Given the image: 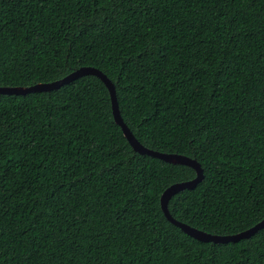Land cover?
Segmentation results:
<instances>
[{
	"label": "trees",
	"instance_id": "16d2710c",
	"mask_svg": "<svg viewBox=\"0 0 264 264\" xmlns=\"http://www.w3.org/2000/svg\"><path fill=\"white\" fill-rule=\"evenodd\" d=\"M82 66L142 145L200 164L173 218L264 219V0H0V86ZM195 176L133 150L96 76L0 94V264H264V227L166 219Z\"/></svg>",
	"mask_w": 264,
	"mask_h": 264
},
{
	"label": "water",
	"instance_id": "95a60500",
	"mask_svg": "<svg viewBox=\"0 0 264 264\" xmlns=\"http://www.w3.org/2000/svg\"><path fill=\"white\" fill-rule=\"evenodd\" d=\"M84 75H93L98 77L108 89L113 119L115 123L121 128L124 137L127 139L128 143L130 144V146L133 148L134 151L140 154H147L149 156L159 158L171 164H182L194 169L196 176L193 179L183 182L173 183L170 186H168L165 190H163V192L160 195V207L164 216L169 222L179 227L184 233L197 240L205 241V242L211 241L216 243H220V242L226 243L229 241L234 242L243 238H249L253 234H255L258 230L264 227V219H262L261 221L254 224L250 228L238 232L236 234L217 235V234H210L204 232L202 230L194 228L186 223H183L173 218L168 210L169 200L173 195H175L180 190H183L185 188L187 189L194 188L203 177L202 168L195 159H192L185 155L175 154V153H162L149 149L144 145H142L133 135V133L126 125V123L123 121L117 102V96H116L114 84L101 70L92 66H82L72 71L71 73L65 75L64 77L50 82L36 83L31 86H14V87L0 86V94H26L28 92L51 91L54 89H58L62 85L67 84Z\"/></svg>",
	"mask_w": 264,
	"mask_h": 264
}]
</instances>
